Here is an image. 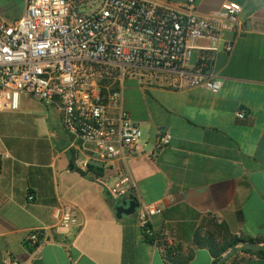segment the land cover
I'll list each match as a JSON object with an SVG mask.
<instances>
[{
  "label": "crops",
  "instance_id": "0c3cea01",
  "mask_svg": "<svg viewBox=\"0 0 264 264\" xmlns=\"http://www.w3.org/2000/svg\"><path fill=\"white\" fill-rule=\"evenodd\" d=\"M71 1L88 9L98 0ZM162 1L176 7L184 0ZM224 1L194 0L204 17ZM230 1L241 7V31L221 33L212 63L217 91L131 76L119 81L144 150L160 132L171 134L156 156L134 155L127 164L139 203L166 202L150 224L173 254L146 238L133 214L116 217L114 202L93 179L101 171L74 166L75 147L56 106L24 93L17 110H0V264H213L214 253L228 251L221 226L230 236L264 239V0ZM25 7L26 0H0V16L16 20ZM231 40L228 53L223 45ZM193 53L192 66L202 51ZM63 203L75 207L79 222L70 235L55 226L54 208ZM34 230L36 242H25ZM238 257L223 264H264V256Z\"/></svg>",
  "mask_w": 264,
  "mask_h": 264
},
{
  "label": "built area",
  "instance_id": "2783aa9c",
  "mask_svg": "<svg viewBox=\"0 0 264 264\" xmlns=\"http://www.w3.org/2000/svg\"><path fill=\"white\" fill-rule=\"evenodd\" d=\"M87 8L71 0H26L20 18L7 21L0 16V110H17L24 93L54 104L72 137L74 166L86 173L90 160L100 162L101 172L93 179L115 201L135 189L127 160L138 154L156 156L171 134L160 132L145 151L138 124L122 106L120 87L111 89L112 84L131 76L217 91L221 81L212 69L214 53L222 32L241 31V7L225 0L210 17L197 13L194 0L176 7L162 0H98ZM200 39L209 44L196 45ZM197 48L202 54L192 66ZM223 48L231 52L232 40ZM103 78L112 82L103 85ZM235 116L243 118L244 112L238 110ZM165 206L164 200L143 202L133 213L143 235L164 253L173 249L171 242L163 241L150 222ZM75 211L69 203L54 208L55 226L65 235L79 225ZM36 240V230L24 238L32 244Z\"/></svg>",
  "mask_w": 264,
  "mask_h": 264
},
{
  "label": "trees",
  "instance_id": "16d2710c",
  "mask_svg": "<svg viewBox=\"0 0 264 264\" xmlns=\"http://www.w3.org/2000/svg\"><path fill=\"white\" fill-rule=\"evenodd\" d=\"M108 82V79L106 78H103L101 79L100 83L103 84V83H106ZM118 82L115 81L112 86H111V89H118ZM89 169L90 170H93V171H96V172H100L101 171V168L98 167V166H95V165H89ZM222 229H224V233H223V239H224V247L222 248V251H226V250H229L230 248H232L234 245L236 244H239L240 241L242 240H248V241H257V242H260L262 243L261 246H258L256 248H251V247H246V246H241L240 249H236L233 254H231L228 258H226L225 260L223 261H220V257H221V253L222 252H218V253H214L215 255V258H214V262L213 264H223L225 261H227L231 256L233 257V260L232 261H237L239 259H241L242 257H238V252L239 251H243V252H246V253H252V254H255L257 256H264V239H245V238H242V237H237V236H230L227 232V230L224 228V227H220ZM207 243L208 245L212 246L214 244V241L215 240V237L211 234L207 239ZM166 254L167 256H171L173 254V251L168 249L166 250Z\"/></svg>",
  "mask_w": 264,
  "mask_h": 264
},
{
  "label": "water",
  "instance_id": "95a60500",
  "mask_svg": "<svg viewBox=\"0 0 264 264\" xmlns=\"http://www.w3.org/2000/svg\"><path fill=\"white\" fill-rule=\"evenodd\" d=\"M89 163L91 165L95 166H101L100 162L90 160ZM114 202V211L117 218H121L123 216H130L132 215L136 208L139 206V201L136 198L135 195L132 193H128L125 196L113 201ZM262 243L257 241H248V240H242L239 242V244L234 245L232 248H230L228 251H226L221 257L220 261L225 260L228 258L233 252L237 249V247L246 246L251 248H256L258 246H261Z\"/></svg>",
  "mask_w": 264,
  "mask_h": 264
},
{
  "label": "rangeland",
  "instance_id": "374dc122",
  "mask_svg": "<svg viewBox=\"0 0 264 264\" xmlns=\"http://www.w3.org/2000/svg\"><path fill=\"white\" fill-rule=\"evenodd\" d=\"M89 9V8H88ZM194 60V53L191 55V60H190V62H192ZM112 82V80L110 79V80H108V82H106V83H103V85H105V84H109V83H111ZM240 256H242V255H240Z\"/></svg>",
  "mask_w": 264,
  "mask_h": 264
}]
</instances>
